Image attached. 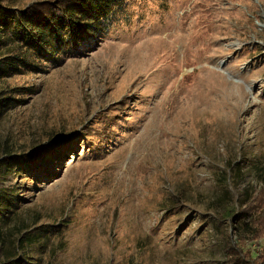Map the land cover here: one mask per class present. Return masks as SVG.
<instances>
[{"label": "rangeland", "instance_id": "rangeland-1", "mask_svg": "<svg viewBox=\"0 0 264 264\" xmlns=\"http://www.w3.org/2000/svg\"><path fill=\"white\" fill-rule=\"evenodd\" d=\"M128 9L91 52L8 81L34 92L1 123L0 160L11 143L24 156L66 151L38 174L23 164L15 180L24 216L40 212L47 225L67 208L66 248L29 257L221 264L220 204L264 190V0H131ZM254 220L233 221L246 250L257 248Z\"/></svg>", "mask_w": 264, "mask_h": 264}, {"label": "trees", "instance_id": "trees-1", "mask_svg": "<svg viewBox=\"0 0 264 264\" xmlns=\"http://www.w3.org/2000/svg\"><path fill=\"white\" fill-rule=\"evenodd\" d=\"M130 2L45 0L24 7L19 0H0V127L9 113L24 106L34 92L29 86H8V81L46 73L50 66L91 52L128 14ZM65 152L61 146L45 145L24 156L19 155L13 143L4 148L0 160V264H42L41 259L29 257L31 251L37 256L50 254L54 258L66 248V206L61 205L55 219H48L47 225L43 224L45 216L40 212L24 216L23 188L15 182L26 170L23 164L32 165V172L38 174L37 167L46 166L47 156L61 159ZM241 178L239 170L234 176L235 188H240ZM220 183L228 185V177H222ZM176 198L172 201L181 204V197ZM263 212L264 190L236 207L220 204L217 217L225 247L221 264H264V245H260V241L264 242V218L260 217ZM240 213L255 219L251 229L257 243L254 250L233 242V221ZM226 222L231 223L230 228Z\"/></svg>", "mask_w": 264, "mask_h": 264}]
</instances>
